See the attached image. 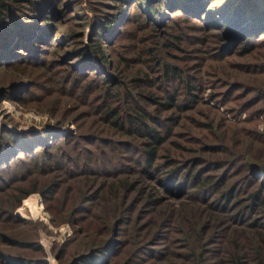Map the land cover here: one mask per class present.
<instances>
[{"label":"rangeland","instance_id":"rangeland-1","mask_svg":"<svg viewBox=\"0 0 264 264\" xmlns=\"http://www.w3.org/2000/svg\"><path fill=\"white\" fill-rule=\"evenodd\" d=\"M117 3L54 0L43 44L17 43L25 51L0 59V264H264V243L244 239L264 233V33L230 44L214 24L221 0L155 19ZM110 19L107 62L86 70L74 49ZM167 66L199 86L196 103L159 80ZM136 79L152 82L134 89ZM124 87L159 118L165 142L149 175L135 163L145 140L101 111L106 91L127 108Z\"/></svg>","mask_w":264,"mask_h":264},{"label":"trees","instance_id":"trees-1","mask_svg":"<svg viewBox=\"0 0 264 264\" xmlns=\"http://www.w3.org/2000/svg\"><path fill=\"white\" fill-rule=\"evenodd\" d=\"M127 1L135 5L137 12L143 10L145 16H152V18H154V16L160 11H163L166 6H169L167 8L176 7L177 9L179 8L180 11L184 12L186 10L188 13L192 12L196 14L197 11L202 8L203 3H211L217 0H113L115 3L118 2L119 6L121 5L120 3H127ZM53 2L54 0H0V59H3L5 55L7 59L11 58V55L14 54V50L25 51L23 46L15 48L19 46L17 43L25 42L30 39L31 42L39 45L43 44L44 39L42 38L47 28V25L42 24L44 20L46 21L44 11L47 8L50 9L53 7ZM135 2L139 4L137 5ZM220 4L218 15L220 14L221 17L215 20L214 24L228 30L227 36L224 38H226L230 44L237 43V38L243 35L245 38L256 39L255 37H258L256 35L264 33V30H262L264 27V0H221ZM137 12L131 14L130 17L131 20H136L137 25L140 26L143 23L137 20ZM116 22L117 21L114 19L105 20L102 26L93 29L90 32V37L93 38L88 47H85L81 41L78 42V46L74 49V53L76 54V58L81 61L84 69H100L99 66L104 65L105 61L107 62V59L103 56L101 44L104 39L109 36L112 37ZM40 23L42 24L41 26H39ZM176 29L179 35V37H175L177 39L182 36L183 31H181L178 26ZM78 37L81 40L82 35L80 34ZM219 38L223 37L219 36ZM30 45L32 44L30 43ZM98 80L102 85L107 82L105 77L99 78ZM159 80L166 83H179V85H182L184 88L183 90L188 97V102L191 104L196 103V92H198L199 86L190 84V80L186 81L184 78H181L179 71L175 68L165 67L163 71L160 72ZM142 82L150 84L152 81L147 79H143V81L140 79L133 80L134 89L140 88L143 84ZM105 90L106 89L103 91ZM123 90L122 95L127 102V108L117 106L111 107L109 102L110 100L114 101L113 98L116 97L108 95L106 91V96L103 97L106 104H104L101 110L103 118L108 119L109 124L122 136L145 140L142 149L144 157L135 163L141 166L139 171H141L143 175H149L154 169L157 148L165 142L161 132L158 131L156 127L159 125V118L158 116H152L147 110L143 109L138 101L135 100V96L130 94V91L126 89V87H124ZM177 90L178 89L175 87L172 93L166 96L164 103H158L160 107H163V110H168L175 106ZM147 122H150L154 126L151 127L147 125ZM16 138L17 136H5L3 138V143L13 145L14 147L21 146V142L17 141ZM19 150L23 151L21 149ZM108 187L109 190L106 194L114 198L117 193V187L113 183L109 184ZM220 194L223 199L227 201L231 195L227 189L221 191ZM249 198L251 201L256 200V204H262L263 202V198L259 197L255 192L249 193ZM258 226L261 227L262 224H258ZM247 235L248 236L244 239L248 244L256 245L255 243H264V233L262 230L252 231L249 234L247 233Z\"/></svg>","mask_w":264,"mask_h":264}]
</instances>
